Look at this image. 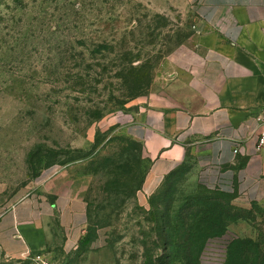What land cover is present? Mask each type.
<instances>
[{"label": "rangeland", "instance_id": "obj_1", "mask_svg": "<svg viewBox=\"0 0 264 264\" xmlns=\"http://www.w3.org/2000/svg\"><path fill=\"white\" fill-rule=\"evenodd\" d=\"M199 24L183 0H0V216L52 176L88 202L77 249L65 251L59 236L42 256L49 264H150L147 253L186 264L181 254L162 257L157 208L173 226L190 213L195 230L216 231L200 241L196 264H225L237 239L264 244V205H237L185 169L148 204L138 200L150 159L126 125L191 98Z\"/></svg>", "mask_w": 264, "mask_h": 264}, {"label": "crops", "instance_id": "obj_2", "mask_svg": "<svg viewBox=\"0 0 264 264\" xmlns=\"http://www.w3.org/2000/svg\"><path fill=\"white\" fill-rule=\"evenodd\" d=\"M183 2L200 21L202 64L185 84L191 98L149 107L126 125L150 159L138 200L148 204L171 174L185 169L193 183L237 205H264V149L257 150L256 121L264 108V0ZM64 184L52 176L0 216V261L43 256L59 236L65 251L77 249L88 202Z\"/></svg>", "mask_w": 264, "mask_h": 264}, {"label": "trees", "instance_id": "obj_3", "mask_svg": "<svg viewBox=\"0 0 264 264\" xmlns=\"http://www.w3.org/2000/svg\"><path fill=\"white\" fill-rule=\"evenodd\" d=\"M157 210V215L159 216L158 222L160 224L162 223L160 236L166 243V245L163 246L164 253L162 257L167 258V263H170L173 256L176 257L181 254L186 264H196V262L192 261L195 259V261H197V259H199L205 247L204 243L209 238L215 237L216 231L212 230L210 226H205V228L198 227L199 229L195 230L189 223L190 213L184 216L180 215L176 226H173L168 218L169 215L164 217L163 213L160 215L159 208H157ZM170 226L172 227L171 229ZM200 241L204 242L202 243L204 245L199 246ZM180 243L184 244L182 250H179L178 247H176L177 249L174 247ZM168 248L173 249L174 252H171ZM148 258L151 260L150 264H156V260H153L147 253L146 260H148ZM226 260L227 262L225 264H264V244L250 238L237 239L233 245L228 246Z\"/></svg>", "mask_w": 264, "mask_h": 264}, {"label": "built area", "instance_id": "obj_4", "mask_svg": "<svg viewBox=\"0 0 264 264\" xmlns=\"http://www.w3.org/2000/svg\"><path fill=\"white\" fill-rule=\"evenodd\" d=\"M256 121L258 123L257 128V150L264 149V108L256 114ZM239 150L236 149L235 152ZM38 260L42 262V264H49L42 256H36Z\"/></svg>", "mask_w": 264, "mask_h": 264}]
</instances>
